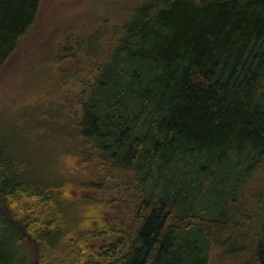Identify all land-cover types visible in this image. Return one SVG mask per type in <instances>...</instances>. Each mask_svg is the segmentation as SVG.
Returning <instances> with one entry per match:
<instances>
[{
  "label": "trees",
  "instance_id": "trees-1",
  "mask_svg": "<svg viewBox=\"0 0 264 264\" xmlns=\"http://www.w3.org/2000/svg\"><path fill=\"white\" fill-rule=\"evenodd\" d=\"M40 1L0 0V68ZM118 26L88 38L75 121L0 123V264L28 239L38 264H264V0H145Z\"/></svg>",
  "mask_w": 264,
  "mask_h": 264
},
{
  "label": "rangeland",
  "instance_id": "rangeland-1",
  "mask_svg": "<svg viewBox=\"0 0 264 264\" xmlns=\"http://www.w3.org/2000/svg\"><path fill=\"white\" fill-rule=\"evenodd\" d=\"M144 1L41 0L35 21L0 68V123L25 124L31 119L36 121V129L49 120L61 124L75 121L73 102L91 72L86 57L88 38L95 35L99 47H108L114 29L128 21ZM50 108L56 112L53 116L49 115ZM34 131L30 138L36 142ZM52 159L55 162L56 157ZM82 168L94 179L103 177L94 164ZM111 215L119 218L117 213ZM28 246L29 264H38L37 243L28 239ZM233 260L222 257L216 245L211 248L209 264H235ZM53 264L73 263L58 258Z\"/></svg>",
  "mask_w": 264,
  "mask_h": 264
}]
</instances>
